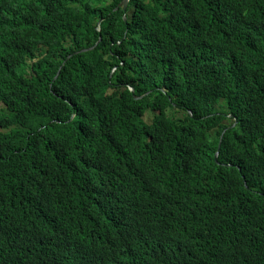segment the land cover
Masks as SVG:
<instances>
[{"label": "trees", "instance_id": "trees-1", "mask_svg": "<svg viewBox=\"0 0 264 264\" xmlns=\"http://www.w3.org/2000/svg\"><path fill=\"white\" fill-rule=\"evenodd\" d=\"M122 1L0 0V264H264V0Z\"/></svg>", "mask_w": 264, "mask_h": 264}, {"label": "water", "instance_id": "water-1", "mask_svg": "<svg viewBox=\"0 0 264 264\" xmlns=\"http://www.w3.org/2000/svg\"><path fill=\"white\" fill-rule=\"evenodd\" d=\"M128 1L129 0H123L119 7H121L123 9V11H126V8H127V4H128ZM132 91V90H131ZM219 146H220V142L218 143V148H217V151L215 153V156H214V160H216L217 156H218V150H219Z\"/></svg>", "mask_w": 264, "mask_h": 264}]
</instances>
